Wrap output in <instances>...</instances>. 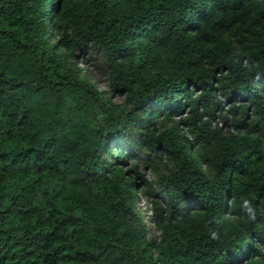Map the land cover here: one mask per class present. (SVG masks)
Wrapping results in <instances>:
<instances>
[{"label": "trees", "instance_id": "16d2710c", "mask_svg": "<svg viewBox=\"0 0 264 264\" xmlns=\"http://www.w3.org/2000/svg\"><path fill=\"white\" fill-rule=\"evenodd\" d=\"M262 240L264 0H0V264H264Z\"/></svg>", "mask_w": 264, "mask_h": 264}, {"label": "rangeland", "instance_id": "374dc122", "mask_svg": "<svg viewBox=\"0 0 264 264\" xmlns=\"http://www.w3.org/2000/svg\"><path fill=\"white\" fill-rule=\"evenodd\" d=\"M49 39H50L51 42L53 41L50 34H49ZM80 59H84V57H82ZM83 67H85L86 70L87 69L89 70V68H87V66H83ZM92 69H95V68L94 67H91V70ZM92 79H93V81L98 82L99 86H97V87L99 89L106 90L107 85H106V80H105V77L104 76H102L100 73L96 72V76L94 74V76H92ZM140 171H141L142 174L145 175V177L147 179L154 180V174L152 173V171L150 169H148V168H142V169H140ZM138 208L141 210V212L143 214V217L145 219L144 223L149 226V230H150L149 233H150V235L151 236L158 235L159 233L156 230V228L154 227V225L149 223L148 216L151 213V205H150L149 201L146 199V197L143 196L142 192H141V194H139V204H138Z\"/></svg>", "mask_w": 264, "mask_h": 264}, {"label": "snow or ice", "instance_id": "6c2138e0", "mask_svg": "<svg viewBox=\"0 0 264 264\" xmlns=\"http://www.w3.org/2000/svg\"><path fill=\"white\" fill-rule=\"evenodd\" d=\"M261 243L264 244V240H262Z\"/></svg>", "mask_w": 264, "mask_h": 264}]
</instances>
